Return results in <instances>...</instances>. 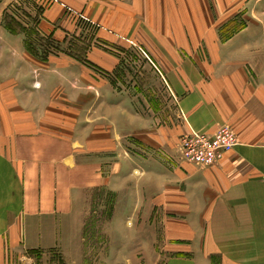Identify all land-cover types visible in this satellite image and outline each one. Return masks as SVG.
Returning <instances> with one entry per match:
<instances>
[{
  "label": "crops",
  "instance_id": "crops-1",
  "mask_svg": "<svg viewBox=\"0 0 264 264\" xmlns=\"http://www.w3.org/2000/svg\"><path fill=\"white\" fill-rule=\"evenodd\" d=\"M66 9L99 25L102 41L141 42L173 97V127H146V176L157 183L146 217H157L159 245L173 253L159 264H264V0H55L42 34L65 42L79 33ZM236 22L239 30L218 31ZM108 50L91 54L101 69L117 64ZM223 125L237 143L213 166L158 154ZM73 136L69 122L1 114L0 264H89L87 242L72 233L103 184V163H116L104 152L119 147ZM101 260L136 264L133 252Z\"/></svg>",
  "mask_w": 264,
  "mask_h": 264
},
{
  "label": "rangeland",
  "instance_id": "rangeland-1",
  "mask_svg": "<svg viewBox=\"0 0 264 264\" xmlns=\"http://www.w3.org/2000/svg\"><path fill=\"white\" fill-rule=\"evenodd\" d=\"M54 2L0 0V120L5 110L18 109L36 121L69 122L76 139L90 143L98 137L119 147L104 152L105 161L116 163H103V184L79 217L82 231L72 235L87 242L89 264L132 252L136 264H159L173 253L159 245L157 217H146L147 195L157 192L156 177L146 176V127H173V97L158 71L149 69L153 59L141 42L102 41L99 25L81 13L66 9L79 33L65 42L42 34L40 20ZM240 26L220 25L218 31L233 33ZM108 48L116 50L117 64L105 70L91 54ZM162 148V158L182 160L176 142ZM144 239L150 246L141 247ZM128 241L134 247L127 249Z\"/></svg>",
  "mask_w": 264,
  "mask_h": 264
},
{
  "label": "built area",
  "instance_id": "built-area-1",
  "mask_svg": "<svg viewBox=\"0 0 264 264\" xmlns=\"http://www.w3.org/2000/svg\"><path fill=\"white\" fill-rule=\"evenodd\" d=\"M237 143L233 131L226 125L213 134L188 133L179 138L177 150L183 161L194 166L215 165Z\"/></svg>",
  "mask_w": 264,
  "mask_h": 264
}]
</instances>
